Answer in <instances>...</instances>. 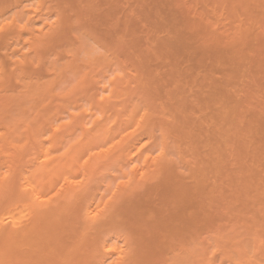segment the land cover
<instances>
[{"label": "bare ground", "instance_id": "6f19581e", "mask_svg": "<svg viewBox=\"0 0 264 264\" xmlns=\"http://www.w3.org/2000/svg\"><path fill=\"white\" fill-rule=\"evenodd\" d=\"M8 20L0 260L113 264L121 247L134 264L264 259V0H0ZM82 36L95 41L89 55ZM109 66L129 74L105 89L89 69ZM142 105L154 123L137 129ZM161 144L174 153L164 165L150 156ZM178 239L198 247L178 253Z\"/></svg>", "mask_w": 264, "mask_h": 264}, {"label": "snow or ice", "instance_id": "6c2138e0", "mask_svg": "<svg viewBox=\"0 0 264 264\" xmlns=\"http://www.w3.org/2000/svg\"><path fill=\"white\" fill-rule=\"evenodd\" d=\"M32 7L34 9H36L37 11H39V10H41L42 6L38 5V4H33ZM49 7H51V6L49 5ZM56 19H57V17L52 16V17H49L44 23L56 24ZM12 25H13V22L11 20L5 21L4 23H0V34H4L3 39H8L11 35H13ZM20 26H21V28H23L24 24H21ZM39 27L43 28L44 24L39 25ZM94 43H95V41H92L91 38L83 37V36L81 37L82 51L85 55H89L92 53L91 45ZM24 51L25 52L28 51L27 41L25 43ZM69 55L71 56L72 53L69 52ZM119 55H120L119 50L117 49V56L113 58V63H118ZM17 59H19V57H17ZM89 71H92L94 76L100 75L102 77V80H108L109 81V83L104 84L105 89H107L111 86L110 82L117 81L118 78L120 80H123L124 77L129 74L126 69H121L120 67H117L115 70H113V68L110 66L106 70L101 68L99 73H96L94 69H89ZM105 71L110 73V75H105ZM131 73L135 74L136 69H131ZM77 74H78V76L81 77V79L77 80V84L81 85L82 87H87L89 78L85 74V69L83 67H81ZM57 87L58 86L53 87L54 92H57ZM59 94L60 93L57 92V95H59ZM100 99H101V101H103L105 99V96L101 95ZM65 102H68V101H65ZM141 107L143 109L142 113L140 111L137 112V115L139 116V120H140V123H137V125H136L137 129L141 128L142 125L151 126V124L154 123V113L151 111V109L147 105H142ZM62 123L66 124V125H72L73 121H72V119L69 118V119H65L64 121H62ZM89 127H91V126L89 125ZM59 130H60V127L58 125L57 131H59ZM93 131H95V129H93ZM135 131H136V129H133V132H135ZM3 135H4V132L0 131V137H2ZM125 135H129V133H125ZM116 143L118 144V143H120V141H116ZM112 147H114V145H109V149H111ZM139 147L143 148L145 152L149 151V140H148L147 136L144 137V141H143V143L139 144ZM142 154L143 153H141V155ZM135 155H136V151L134 150L133 156H135ZM173 155H174V153H172L169 149H167L164 144H161L158 149L152 148L151 153H150L151 159L155 162H159L161 165H164L169 160V158ZM144 158H145V160H148L149 156H145ZM87 162L88 161L85 160V163H87ZM136 167H137V165L135 163H133L132 168L135 169ZM139 175L141 178L144 177L143 172H140ZM7 178H8L7 173H5L3 175V177H0V179H7ZM73 182L77 185H81V184H83L84 181L82 179H77ZM120 184L127 185L130 187L132 185L131 177H129L127 180L121 179ZM113 195H115V193ZM47 199H50V198H47ZM47 199L39 201V202L41 204L46 203ZM112 199H113V197L110 196L109 200L111 201ZM37 200H39V197H37ZM101 211H103V210H101ZM89 219L91 222H93L94 225H96L100 219V212L97 211V212L91 214ZM4 223L7 225L8 228H11L13 226V224L15 223V221L5 220ZM260 235H261L260 251L262 254H264V220L261 221V233H260ZM126 242L127 241H125V243ZM177 245H178V249H177L178 253L180 251H184L185 255L188 254V250H194L196 247H198L197 243L186 242L183 239H178ZM105 251L108 253L115 254L117 249L114 247H108L107 244H105ZM119 251L121 253L120 258H119V260L114 261L113 264H134L133 260L131 259V256L133 255V251H132L131 247H128L127 249L124 247H121V248H119ZM213 252L215 253V249L213 250ZM253 255H254V253H253ZM218 259H219V257H217V260ZM0 264H12V262L8 261V260H0ZM56 264H71V262L70 261L56 262ZM93 264H109V261L105 260V259H99V260L93 261ZM159 264H216V261L215 260H207V259H200V260L169 259V260L161 261V262H159ZM223 264H230V262L224 261ZM236 264H256V262L254 259H252L250 257L248 261H246V262L237 261ZM259 264H264V259H261Z\"/></svg>", "mask_w": 264, "mask_h": 264}, {"label": "rangeland", "instance_id": "374dc122", "mask_svg": "<svg viewBox=\"0 0 264 264\" xmlns=\"http://www.w3.org/2000/svg\"><path fill=\"white\" fill-rule=\"evenodd\" d=\"M70 77H71V75L68 76V80H69ZM68 80H67V82H68ZM70 80H71V79H70ZM70 80H69V81H70Z\"/></svg>", "mask_w": 264, "mask_h": 264}]
</instances>
